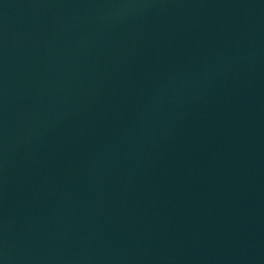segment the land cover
<instances>
[{
	"label": "water",
	"instance_id": "obj_1",
	"mask_svg": "<svg viewBox=\"0 0 264 264\" xmlns=\"http://www.w3.org/2000/svg\"><path fill=\"white\" fill-rule=\"evenodd\" d=\"M0 264H264V0H0Z\"/></svg>",
	"mask_w": 264,
	"mask_h": 264
}]
</instances>
